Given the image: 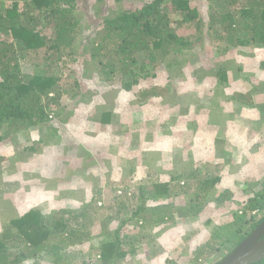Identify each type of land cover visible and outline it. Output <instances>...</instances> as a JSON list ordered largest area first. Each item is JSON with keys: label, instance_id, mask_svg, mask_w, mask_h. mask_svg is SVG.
Wrapping results in <instances>:
<instances>
[{"label": "rangeland", "instance_id": "obj_1", "mask_svg": "<svg viewBox=\"0 0 264 264\" xmlns=\"http://www.w3.org/2000/svg\"><path fill=\"white\" fill-rule=\"evenodd\" d=\"M23 1L26 0H19L20 10ZM130 1L133 6H129ZM197 1L191 0V5L195 6ZM11 2L5 0L1 4L8 6ZM204 3L200 15L207 18L208 4ZM121 4L136 9L140 2L124 0ZM115 5L119 4L112 0L100 4L94 0H77L78 42L84 32L95 34L101 17L112 12ZM178 19V16L172 19V26ZM190 31L187 30V35ZM195 32L191 46L152 63L148 77H138L130 90L117 78L102 80L98 71H94V64L87 61L91 49L76 44L74 48L79 52L76 62L70 60L74 55L62 56L61 64L53 70L59 76L62 89L68 92L60 100L72 112L68 122L57 121L59 138L51 136L45 140L38 129L14 135L4 124L0 127V232L10 218L30 207L49 212L51 208L81 205L82 196L87 198L88 193L102 186L92 179L98 172L104 178L100 191L103 205H96L100 215L110 212L104 209L105 205L113 204L115 209L116 205L124 204L136 207L138 186L150 187L155 182L168 181L171 176L186 175L194 168L204 172L221 165L213 146L214 138L219 137L225 143L224 150L230 155V161L222 165L223 179L217 189L228 186L231 200L212 201L200 213L180 217L177 208L189 203L193 190H184V179H171L170 197L149 199L146 207L164 204L172 217L164 219L153 230L146 227L143 231L142 220L128 223V233L139 236L141 248L138 255L121 264H214L227 254L219 243L210 241V236L220 225L231 221V211L238 208L236 201L253 195L264 180V119L258 108L264 102V44L235 47L222 38L225 34L217 24L210 30L202 28L200 33ZM37 55L26 53L20 63L22 68L32 67L34 63L43 68L41 56ZM221 71L228 74V84H217V74ZM154 85L160 87L156 91L162 96L151 95L144 101L140 89ZM237 92H251L254 106L235 110L231 96ZM212 99L220 100L225 107L216 126L209 123L214 118L210 117L208 108L195 112L196 102L203 100L208 105ZM105 112L110 115L103 116ZM50 128L45 129L46 136ZM32 142L39 143V148L27 152L24 147ZM174 150L178 153L177 160L172 155L164 156ZM85 152H95L92 170L88 168L90 160H85ZM97 157L105 168L96 167ZM248 158L251 161L247 166ZM127 163L134 170L132 175L125 174L123 165ZM244 164L247 168L239 167ZM194 175L195 178L189 179L197 184L202 176ZM58 180L62 181L57 183ZM88 213L92 217V212ZM148 216L147 213L145 217ZM135 222L139 228H134ZM95 225L98 227L97 221L86 228L90 238L71 247L75 255L68 259L69 264H84L81 250L89 247L85 243L96 245L100 241L93 229ZM111 225L116 227L118 220H113ZM152 231V240L146 239L144 235ZM24 264L52 263L43 260Z\"/></svg>", "mask_w": 264, "mask_h": 264}, {"label": "trees", "instance_id": "obj_2", "mask_svg": "<svg viewBox=\"0 0 264 264\" xmlns=\"http://www.w3.org/2000/svg\"><path fill=\"white\" fill-rule=\"evenodd\" d=\"M3 1L5 0H0V127L4 124L14 135L38 129L45 140L52 138L51 136L59 138L58 122H68L72 111L60 100L62 94L68 92L62 89L59 76L53 68L59 67L62 56L74 55L70 60H78L79 52L74 48L76 44L91 49L87 61L94 64V71H98L103 81L117 78L126 90H130L131 84L138 77H148L153 68L151 64L159 58L163 60L169 54L182 52L191 46V37L196 34L195 31L200 33L202 28L210 30L216 24L219 25L225 34L222 38L232 42L235 47L264 44V0H198L195 6L191 5V0H139L140 4L136 9L129 7L133 6L131 1L128 7H124L121 4L124 0H112L119 5H115L112 12L101 17L100 28L96 29L95 34L84 32L80 42L75 6L77 0H26L23 1L21 10L19 0H11L8 6L2 5ZM105 1L94 0L97 4ZM203 3L208 4L207 18L200 15ZM34 11L37 12L35 16ZM176 16L179 19L172 26V19ZM187 30H191L189 35ZM196 39L198 40L197 36ZM26 53L41 56L40 64L44 67L39 68L34 63L32 67L25 66L29 71L22 68L20 63ZM217 77L218 85L229 83L226 72H219ZM159 88L154 85L140 89L139 93L147 101L151 95L162 96L156 91ZM217 88L214 89L216 92L219 91ZM251 95V92H237L231 96V105L237 111L252 108L254 103ZM202 101L195 103V112L208 108L210 117L214 118L209 123L216 126L218 119L224 115L223 103L212 99L206 105ZM258 108L264 119V102ZM183 111L185 110L180 109V112ZM105 115H110V112H105L103 116ZM46 128H50L48 136L45 135ZM214 142L221 165L204 172L200 168H194L186 175L181 173L182 175L171 176L168 181L155 182L150 187L138 186L139 203L136 207L124 204L122 207L116 205L115 209L113 204L105 205L104 209H109L110 212H101L100 215L96 205H101L104 201L100 192L104 178L98 172L92 179L102 186L98 191L88 193L87 198L82 196L81 205L73 208L67 206L65 209L51 208L49 212L30 207L19 216L10 218L0 232V264L38 263L43 260L52 264H69L68 259L75 255L71 247L82 243L86 237L90 238L91 233L86 228L92 227L96 221L99 225H95L93 229L100 241L96 245L89 241L85 243L89 247L81 250L82 262L121 264L131 260L138 255L141 246L139 236L128 233L127 224L142 220L143 231L146 227L153 230L171 216L164 204L146 207L149 199L154 201L170 197L171 179H184V190H193L189 203L177 208L180 217L198 214L212 201L224 203L231 200L228 186L217 189L223 179L222 165L230 161V155L224 150L225 143L221 138L215 137ZM24 148L27 152H34L39 148V143L32 142ZM176 152L170 151L164 156L172 155L177 160ZM85 153V160H90L88 164L91 167L88 165V168L92 170L95 168V161L91 159H94L92 157L95 152ZM250 161L251 158L246 160L247 166ZM98 166L105 168V164L97 157L96 167ZM124 166L127 170L125 174L134 173L130 164L123 165V168ZM244 166L245 164L239 167L247 168ZM195 173L202 176L197 184L190 180L196 177ZM59 181L62 180L56 182ZM94 187L98 189L97 185ZM236 203L238 208L231 211V221L220 225L210 236L211 242H217L226 249L225 253H229L264 219V180L253 195L241 202L237 200ZM88 211L92 212V217ZM147 213L149 216L146 218ZM116 219L118 225L113 228L111 224ZM135 225L134 228H139L137 222ZM152 233L153 231L148 232L144 237L152 240ZM252 264H264V259Z\"/></svg>", "mask_w": 264, "mask_h": 264}, {"label": "water", "instance_id": "obj_3", "mask_svg": "<svg viewBox=\"0 0 264 264\" xmlns=\"http://www.w3.org/2000/svg\"><path fill=\"white\" fill-rule=\"evenodd\" d=\"M264 259V219L229 253L214 264H252Z\"/></svg>", "mask_w": 264, "mask_h": 264}]
</instances>
